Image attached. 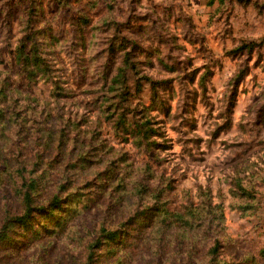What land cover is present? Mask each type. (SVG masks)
Returning a JSON list of instances; mask_svg holds the SVG:
<instances>
[{
    "label": "rangeland",
    "instance_id": "1",
    "mask_svg": "<svg viewBox=\"0 0 264 264\" xmlns=\"http://www.w3.org/2000/svg\"><path fill=\"white\" fill-rule=\"evenodd\" d=\"M0 264H264V0H0Z\"/></svg>",
    "mask_w": 264,
    "mask_h": 264
},
{
    "label": "trees",
    "instance_id": "2",
    "mask_svg": "<svg viewBox=\"0 0 264 264\" xmlns=\"http://www.w3.org/2000/svg\"><path fill=\"white\" fill-rule=\"evenodd\" d=\"M15 11L16 10L14 9V7H12L10 12H9L11 15V20L13 17L12 13H15ZM32 23H33L32 21L28 22L27 27H30ZM60 40L56 39V41H60ZM45 55H46V53L41 48L40 40L34 34H27V35L23 36L22 38H20V40L17 41L14 52L9 53V56H11L12 59L14 60L13 61L14 62V68L20 69V71H22V73L23 72L27 73V75L31 81H37V79L39 77L40 78L41 77L46 78L47 72H50L51 63L48 65L47 62H49V60H47V62H45V60H44L46 57ZM123 58L124 59H121V60L126 61V62L130 61V59H131L130 54H125V56ZM117 72H118V70L116 68L111 80L116 81L118 79ZM119 72H120V70H119ZM111 80H108L107 77L103 78V81L105 84L101 85V87H100V94H99V96H97L98 100L101 101L105 97V95L107 97V95L109 94V91L111 89L109 84H110ZM97 108L100 109V107L98 105H97ZM93 121H95V120H93ZM89 127L93 128L91 126H89ZM92 130H94V129H92ZM82 133L86 134L87 131L82 132ZM137 134L138 135L139 134L144 135L143 139L148 140V138H149L148 132H145V131L135 132L134 133L135 138H137ZM61 136L62 135H60L59 138H61ZM147 145H150V144H147ZM56 150L60 151V146L57 147ZM24 168H26V166H24ZM20 179L23 182L19 186V189L23 191L24 188H27V192L22 194L23 203L25 204V207H24L25 214L23 217L18 218V220H25V219H28L29 217H31L32 214L35 212V209H36L35 208L36 198L33 197L34 193L32 192V190L35 188V181L30 178V174L27 175L25 173L23 174V176L21 175ZM56 199H58V198H55L54 200H56ZM104 224L105 223H103V225ZM103 231H105V230L103 229ZM98 242H99V240L93 244V246L91 248L92 253H94L93 249L96 248V245ZM215 249L216 248H214L212 252H214Z\"/></svg>",
    "mask_w": 264,
    "mask_h": 264
}]
</instances>
